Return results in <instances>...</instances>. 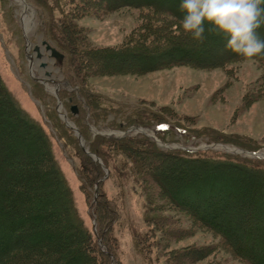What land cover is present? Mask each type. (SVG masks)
<instances>
[{
	"label": "rangeland",
	"instance_id": "obj_1",
	"mask_svg": "<svg viewBox=\"0 0 264 264\" xmlns=\"http://www.w3.org/2000/svg\"><path fill=\"white\" fill-rule=\"evenodd\" d=\"M24 1L33 10V26L25 36L19 21L20 6L14 0H0V77L18 107L46 135L74 210L99 251L106 252V248L96 236V212H103L105 223L110 224L107 235L114 256L108 264H247L235 249L247 241V235L262 240L259 221L264 219V158L229 153L214 145L264 153V52L251 58L234 56L223 46L224 37L215 32L204 34L203 44H198L178 27V18L155 12L148 17L144 9L126 6L121 0H107L106 5L113 1V7L118 3L120 7L105 14L101 12L105 6L102 0L90 3L87 7L92 12L88 14L79 9L80 0H62V6L55 8L53 3L61 0H39L46 4V8L41 7L43 11L32 5L33 0ZM67 10L77 11L71 14ZM174 10L182 16L178 6ZM41 15L57 25L66 20L62 16L70 17L68 22L74 31L60 34L68 47L79 50L69 56L71 62L85 64L74 87L68 83L63 61L56 66L40 44H49L43 37ZM164 22L170 23L173 32L167 45L165 40H157L161 27L153 26ZM150 25L154 36L146 37ZM256 31L264 39V24ZM35 45L41 55L38 60L33 52ZM154 46L162 52L155 53ZM81 47L116 51L101 53L100 63L97 57L84 55ZM166 47L171 53L163 54ZM182 48L192 54L202 52L203 56L185 57L177 52ZM41 63H45L44 68ZM45 72L49 76L44 77ZM135 121L146 125L136 126ZM66 123L98 161L80 148L75 132ZM0 127V135L5 134L4 125ZM132 127L153 136L146 138L167 155L153 156L142 145L145 141L140 133H127ZM120 137L128 141H123V149L104 142ZM87 138L101 140V148L109 152L107 164L90 151ZM21 140L15 146L11 142L10 147L20 148L17 155L30 163L17 161L16 166H22L26 173L34 168L36 176L49 178L43 164L33 159L32 140ZM2 145L6 148V141L3 144L0 139ZM85 155L100 172L91 186L81 180L86 178L81 160ZM136 156L153 157L136 162H147L144 171L152 183L147 184L135 173ZM196 158L202 162L194 163ZM23 180L12 185L11 191L25 186L27 197L21 205L37 214L35 221L44 220L50 238L46 246L52 245L62 255L75 250L73 264H101L83 242L73 247L67 243L64 248L58 246L57 239L68 240L73 235L68 229L69 217L61 213L60 196L49 181ZM196 188L202 194L193 200ZM208 193L221 206L225 204L223 220L238 229L240 236L230 243L205 227L198 214L170 200L171 196L177 200L182 197L197 203ZM112 210L115 218L110 215Z\"/></svg>",
	"mask_w": 264,
	"mask_h": 264
},
{
	"label": "trees",
	"instance_id": "obj_2",
	"mask_svg": "<svg viewBox=\"0 0 264 264\" xmlns=\"http://www.w3.org/2000/svg\"><path fill=\"white\" fill-rule=\"evenodd\" d=\"M100 1L101 0H80L81 5L79 9L82 10L83 13H87V14L91 13L92 10L89 9L87 6L90 3L98 4L100 3ZM102 1L105 6L102 8L101 12L104 14L108 13L109 11H112L113 9H115V7L116 8L120 7L119 3L116 4L115 7H113L112 4L113 1L110 2L111 5L108 4L109 6L106 5L107 0H102ZM122 1L126 6H131L133 8H140V9L142 8V10L144 9L145 14H148V17H150L155 12V13H162L172 18L174 17L180 19V16L174 10V7H177L179 5V0H121V2ZM32 3H33L32 5H34L35 7L38 6V8L40 9L41 7L46 8V4L43 2H39V0H33ZM61 4H62V0L60 2L59 1L54 2L53 6L54 8L57 5L61 7L62 6ZM67 11L68 13L76 14L77 10L74 11V13L73 10L71 12L69 10ZM40 17L43 24L41 25V27H42V33L44 39L47 42H49V44L54 49H56L59 53L63 55V68L65 67L63 70H66L65 73L67 75L68 83L70 86L73 87L76 86L77 80H79L77 78H80L79 74H81V70H84L82 65L85 64L71 62L69 56L72 53L74 54L76 51L79 50L78 49L74 50L72 47H68L66 45L67 43L64 40V37L62 36V34H60V32L62 31L70 35L74 31L73 28L69 25L70 23L68 22V19H70V17L62 16L66 19L65 20L66 22L64 21L62 25L61 24L57 25L55 23L47 21L44 15H41ZM205 24H206L205 35L211 34L213 32L217 33L214 28L210 29V26H207V22ZM157 25H153V26L161 27L162 29V33L161 35H159L160 37L159 36L157 37V40L159 41L163 39V41L165 40V44L167 45L169 42L168 40H171L172 38L171 35L173 33L170 32L171 30H169L171 28L170 23L164 22L163 25H159V24ZM151 28L152 27L150 25V28H148L149 34L146 35V37L154 36L153 35L154 30H152ZM188 36L189 35H187V37ZM78 42H79L78 39L74 38V43H76V45L78 44ZM156 47L157 46H154L155 49L153 51L155 53H161L162 51L161 52L160 50L158 51ZM168 48L169 47H166V50H163V54L164 52L171 53V51L168 50ZM128 50L130 49H127L125 51ZM80 51H82L84 55L88 53L90 56L93 55L97 57L96 61L97 59H100V63H102L103 58L102 56H100L101 53H104L105 55L106 52L109 50H98V49L91 50L90 48L86 50V48L81 47ZM114 51L116 50L109 52L113 53ZM68 52H70V54ZM177 52L181 53L185 57L192 55L195 56V58H200L203 56L202 52L192 54V51H189L184 48L178 49ZM231 54L234 56H240L239 54L234 52H231ZM89 55L88 57H90ZM160 65L161 63L155 65V67H152L151 70L157 69ZM74 73L77 76H73ZM0 125H4L3 128L4 130L6 129L5 134L7 133V131H9V133H7L6 135L3 132L0 135V139L2 140V143L4 144L6 141V148L4 145L0 147V164H3L5 167V168L0 167V182L2 183V185L0 184V264H73V261H76L75 250H70L71 252H66V254L62 255L60 254V252L58 253L57 248L53 247L52 245H50L51 248H48L46 246V243L50 242V238L49 235L47 234L49 230L47 231L46 226L44 224L45 223L44 220L42 219L40 222L35 221L34 218L38 219L37 214L31 213L29 209L27 210L23 205H21V203L23 204L25 197H27V195H25V192H23V188L25 186L23 184L22 186H17L18 189L14 190L15 194L14 192L11 191L12 190L11 186L14 184H19V182L22 183L24 181L23 179L29 180L35 178L38 179L39 182L45 183L49 181V183H51L53 190L56 191L55 193H58V196H60L59 201L61 202L60 204L62 207L60 209L61 213L63 214V216L69 217L70 226H68L69 227L68 229H70L71 231L73 230L72 231L73 235L71 234L72 237L68 240L57 239L58 241L57 244H59L58 246L64 248L66 247L65 244L67 243L69 244L68 247L70 246L73 247L82 244L83 242L85 248L88 251H91L92 256L95 253V257H99L101 259V264H108L109 258L111 256H114L113 250L110 249L108 242V235H107V230L110 229V224L105 223V219L103 218V214H102L103 212L101 213L100 210H98L96 212L97 215L96 236L101 240L102 244L105 245L106 248V252L99 251L96 247V244H94L92 240L91 233L87 230V228L83 226L82 221L78 218L74 210L69 188L52 156L50 144L48 139L46 138V135L39 127V125H37L34 121H32L18 107V105L11 97L10 93L7 91L5 85L3 84L1 77H0ZM134 125L145 126L146 124L135 121ZM21 135L23 136V138ZM138 135H140V137L144 139L145 142L142 145L148 147V149L151 150L153 156L167 155L160 153L161 150H159L153 144H151L150 140L146 138L145 135L142 134H138ZM6 136L7 138H5ZM120 138L121 139L118 138L107 139L108 141H104V142L110 144L109 146H111L112 148L123 149V147L126 146V144L123 145V143L125 142L128 143V141L123 140L124 139L123 137ZM26 139L28 141L32 140L33 144H31L32 145L31 149H33L32 151L35 152L33 159L34 160L37 159L39 163L43 164L44 174L45 176L49 175V178L43 177V175L36 176L35 175L36 170L34 168L33 169L35 171H33V169H28V171L29 170L31 171L26 173L25 172L26 169L24 170L22 166L20 167L16 166L18 165L15 164L17 161H19L20 164L23 163L24 165L27 163L29 164L30 162L28 161L27 158L20 157L19 155H17L20 148H18V150H16L14 147L11 148L10 146L12 145L10 144L12 142L13 146H15V142L21 140V142L23 143L24 140ZM86 140L89 142L88 147L90 151L98 154L102 158V160H104V163L106 162L107 164V158H108L107 156L109 155V152L104 148H101V146L103 145L101 144L102 143L101 140H99V138H94L92 140H89L87 138ZM109 149L111 150L110 147ZM131 149L132 151L134 150L133 148ZM126 152L128 151L126 150ZM170 153H174V152H170ZM82 157L83 159L81 158V160L82 162H84L82 168L85 167V169H82V175L86 178L83 179L81 177V180L82 182H85L89 186H91L100 172L98 166H95L86 155ZM228 157L237 158V156H228ZM151 158L147 156H145V158L136 156V160H134V162L136 163L139 160L149 161ZM199 162L201 163L202 160L196 158V162L194 163L197 164ZM146 166H147V162L138 163V164L136 163L135 173L138 176L140 175V178L141 177L143 178V179L141 178L142 180L145 179L144 181L148 184L152 182H150L151 178L150 180L147 178L149 177L148 173L146 174V172L144 171V167ZM117 168L119 167L117 166ZM192 194L194 195L193 196L190 195L191 198L193 200L196 199L198 200L199 196L202 194V191L199 188H196L194 189V191H192ZM205 196H206L205 198L200 199L201 201L199 200V202L197 203H191V201H187L185 198L182 200L181 199L182 197L178 198L177 200L176 198L171 196L170 200L178 202L179 205L183 207L185 206L194 215L198 214L201 223H203V225L208 229L220 235L226 242L230 243L231 239H234V237H239L240 235L238 229L233 227L231 228L232 223L227 224V222L222 218L224 216V213L222 212L223 211L222 207L225 206V204H222L221 206L219 202H215L213 198H211L209 193ZM54 200L56 201V197ZM110 215L115 218V212L113 210L110 212ZM259 222L261 224L260 231L262 235V240L256 241L251 236L247 235L246 236L247 241L243 243L242 245L243 247L239 246L237 249H235L239 255L243 256L247 264H264V219L260 220ZM45 233L47 234V237ZM53 241L54 243H56V240ZM248 243H250V245H248ZM247 245L248 247H246ZM175 259H179V257Z\"/></svg>",
	"mask_w": 264,
	"mask_h": 264
},
{
	"label": "clouds",
	"instance_id": "obj_3",
	"mask_svg": "<svg viewBox=\"0 0 264 264\" xmlns=\"http://www.w3.org/2000/svg\"><path fill=\"white\" fill-rule=\"evenodd\" d=\"M178 27L198 44L205 40V23L224 37V47L242 57L264 52L257 29L264 24V0H179Z\"/></svg>",
	"mask_w": 264,
	"mask_h": 264
},
{
	"label": "water",
	"instance_id": "obj_4",
	"mask_svg": "<svg viewBox=\"0 0 264 264\" xmlns=\"http://www.w3.org/2000/svg\"><path fill=\"white\" fill-rule=\"evenodd\" d=\"M21 1L25 4L24 6H26V7H30L29 4H27L24 0H21ZM30 9H31V8H30ZM31 11H32V14H33V10H32V9H31ZM21 16H22V15H20L19 21H20L21 26H22V19H21ZM22 31H23V34H24V36H25V32H24V28H23V26H22ZM40 44H41L42 47H44V50L48 53V56H49L51 59L54 60L55 65H56V66L61 65V63H62V61H63V55H62L61 53H59L56 49L52 48V47H51L49 44H47L45 41H42ZM25 47H26L27 49L30 48V44H29V42L27 41V39H26V41H25ZM33 52L36 53V59H40V58H41V55H40V53H39V46H37V45L33 46ZM29 62H32V60L30 59V57H29ZM40 66H41V67H44V66H45V63H41ZM45 76H46V77L49 76V73L46 72V73H45ZM71 111H72L73 113L76 112V110H75L74 107L71 108ZM66 124L69 126V128H70L72 131L75 132V134H76V136H77V138H78V140H79V142H80V148H82V150H83L87 155H90V153H89L88 151H86V150L82 147V142H81V140H80V136L78 135V133L76 132V130H75L70 124H68V123H66ZM132 131L135 132V133L143 134V135L147 136L148 138H150V139L152 138V139H153V136H151V135L145 133V131H144L142 128L132 127V128H129V129L127 130V133L132 132ZM107 136L109 137V136H111V135H107ZM121 136H123V135H121ZM214 146H220L222 149H224L226 152H229V153H233V154L244 153V154H246L248 157H252V158H254V157H255V158H260V157H259V154H257V153L246 152V151H243V150H241V149H233V150H229L227 147H225V146H223V145H218V144H217V145H214ZM214 146H210V147H208V148H213ZM165 147H166V148H169L168 146H165ZM182 149H184V150H188V149L185 148V147H182ZM90 156H92V158L94 159V161H98L93 155H90ZM263 157H264V155L261 156V158H263ZM111 259H112V257H111Z\"/></svg>",
	"mask_w": 264,
	"mask_h": 264
},
{
	"label": "bare ground",
	"instance_id": "obj_5",
	"mask_svg": "<svg viewBox=\"0 0 264 264\" xmlns=\"http://www.w3.org/2000/svg\"><path fill=\"white\" fill-rule=\"evenodd\" d=\"M14 1L21 8L20 15H22L21 16L22 26H23L24 32L26 34V33H28L32 29V26H33V23H32V17H33L32 11H31L30 7L24 6L25 4L21 0H14ZM262 155H264V153L263 154L259 153V157L260 158H261Z\"/></svg>",
	"mask_w": 264,
	"mask_h": 264
},
{
	"label": "flooded vegetation",
	"instance_id": "obj_6",
	"mask_svg": "<svg viewBox=\"0 0 264 264\" xmlns=\"http://www.w3.org/2000/svg\"><path fill=\"white\" fill-rule=\"evenodd\" d=\"M34 53H35V52H34ZM35 58H36V53H35ZM30 59H31L32 62H33V59H32L31 57H30ZM36 60H38V59H36ZM28 62H29V61H28ZM32 62H31V63H32ZM44 67H45V66H44ZM44 67H43V68H44ZM45 73H46V72H45ZM45 73H44V77H45ZM64 84H65V83H63V85H64Z\"/></svg>",
	"mask_w": 264,
	"mask_h": 264
}]
</instances>
